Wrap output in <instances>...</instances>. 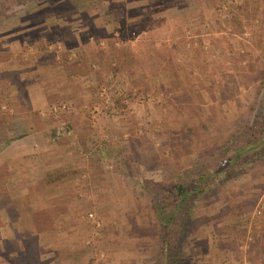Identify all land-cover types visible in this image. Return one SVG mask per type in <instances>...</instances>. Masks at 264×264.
<instances>
[{
    "label": "rangeland",
    "instance_id": "374dc122",
    "mask_svg": "<svg viewBox=\"0 0 264 264\" xmlns=\"http://www.w3.org/2000/svg\"><path fill=\"white\" fill-rule=\"evenodd\" d=\"M26 12L40 29L11 61L80 62L88 92L37 107L26 75L2 74L0 264H160L167 186L219 165L264 122V0H0V29ZM56 125L66 131L54 141ZM189 213L186 236L179 225L168 236L176 264H264V141L208 181Z\"/></svg>",
    "mask_w": 264,
    "mask_h": 264
},
{
    "label": "crops",
    "instance_id": "0c3cea01",
    "mask_svg": "<svg viewBox=\"0 0 264 264\" xmlns=\"http://www.w3.org/2000/svg\"><path fill=\"white\" fill-rule=\"evenodd\" d=\"M11 16V15H10ZM33 14L29 13H23L20 14L15 21L19 22L20 20L22 21V25L13 30H6V29H0V79L2 74L7 73L8 70L14 71L16 78H19L20 76L23 77V75L28 77V93H29V98L31 99V102L34 105H37V107H42L46 106L49 104V102L53 99V97H56L57 95H65L67 96L70 100H80L84 99L87 97V89L84 85H81L79 82L78 76L83 73L80 70H84V64L82 63H73V64H67L64 65L63 67L60 66H54L53 62L51 60V57L47 55H43L42 53H38L37 55L34 56V58L28 63V64H23V63H18L11 61L12 57L8 54L10 50L14 48H18V46L21 44L22 40H35L36 39V32L39 27V23H36L35 17ZM11 17H8L7 19H10ZM12 23V22H11ZM24 24V25H23ZM1 26V25H0ZM104 28V27H103ZM105 63H100V65H104ZM30 68V72L27 73L26 67L27 66ZM52 67H54L55 71H52ZM7 69V70H6ZM48 72L50 75H48ZM60 73L59 75H57ZM62 75V80H58L59 76ZM74 77V78H73ZM23 81V79H21ZM24 81H27L24 79ZM67 88V89H66ZM83 121H77L74 123L75 128L77 127V130L80 132L84 131L83 130ZM31 130V129H30ZM39 130V128H35L32 130L33 134ZM29 131V130H28ZM31 134L27 135L26 138L29 140L32 138L30 137ZM71 134L72 133L71 131ZM69 137H72L70 135ZM87 137V136H86ZM62 137L59 138V142L62 141ZM14 139L10 138V143ZM84 141H78L79 144L85 146L86 145V138L82 139ZM32 147V146H31ZM65 153H63L64 155ZM5 155V154H4ZM6 156V155H5ZM65 156H68L66 154ZM75 155L69 153V164L68 167L71 171V177L69 179V185L73 186V181L72 177L74 172L78 170V167L80 162H76L77 159H75ZM81 161V160H80ZM86 166L84 162H81ZM93 163V164H92ZM95 163L97 162H91L89 161L87 163V167L89 169L91 166H95ZM86 168V167H85ZM95 169V168H94ZM90 171V170H89ZM92 171V170H91ZM90 175V178L93 179L94 184L101 183V177L99 175V172L94 171ZM85 175V173H84ZM102 185V184H101ZM96 186V185H95ZM64 188L68 192L69 186L66 184L64 185ZM68 190V191H67Z\"/></svg>",
    "mask_w": 264,
    "mask_h": 264
},
{
    "label": "trees",
    "instance_id": "16d2710c",
    "mask_svg": "<svg viewBox=\"0 0 264 264\" xmlns=\"http://www.w3.org/2000/svg\"><path fill=\"white\" fill-rule=\"evenodd\" d=\"M262 85H264V79L262 81ZM260 118H263L264 121V108L261 112H259ZM66 129L62 126L56 125L52 126L48 129L47 133L50 135V138L54 141L58 139L60 135H62ZM264 141V122L260 127L259 134H254L250 139L246 142L241 143L237 146L234 152L230 155H224L220 164L214 167H202L201 172H197L194 176L186 177H177L169 187L171 200L168 201L167 206H165L164 202L161 203L157 207V215L159 217V228L158 233L161 237L162 241V255L160 264H176V258L178 261V257L180 252H178L179 244H176V248L172 246V242L169 241V234L173 233L174 229L177 227L178 236L183 238L186 236L189 230V224L192 221L191 215L189 213V207L191 206V202L198 196L199 192H201L208 181L214 178L215 175L220 171H229L232 166L238 162L240 153L244 148L254 146L257 143ZM208 168V169H206ZM206 169V170H204ZM198 173H200L198 175ZM183 207H186L183 210ZM183 215V217H180ZM180 220V221H179ZM177 252V253H176ZM175 257V258H174ZM157 264V263H156Z\"/></svg>",
    "mask_w": 264,
    "mask_h": 264
},
{
    "label": "built area",
    "instance_id": "2783aa9c",
    "mask_svg": "<svg viewBox=\"0 0 264 264\" xmlns=\"http://www.w3.org/2000/svg\"><path fill=\"white\" fill-rule=\"evenodd\" d=\"M89 215L94 219V214H93V212H90ZM94 220H95V219H94ZM95 223L99 225L100 222H99V220H96Z\"/></svg>",
    "mask_w": 264,
    "mask_h": 264
}]
</instances>
